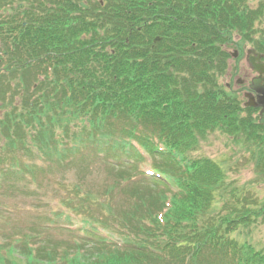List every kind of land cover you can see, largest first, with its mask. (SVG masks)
Returning <instances> with one entry per match:
<instances>
[{
  "label": "trees",
  "instance_id": "16d2710c",
  "mask_svg": "<svg viewBox=\"0 0 264 264\" xmlns=\"http://www.w3.org/2000/svg\"><path fill=\"white\" fill-rule=\"evenodd\" d=\"M0 40L1 175L92 150L121 179L142 177L123 198L77 185L63 202L77 243L18 237L2 264H264L246 240L264 195L194 153L219 130L251 144L264 175L257 109L221 82L231 47L264 54V0H0Z\"/></svg>",
  "mask_w": 264,
  "mask_h": 264
},
{
  "label": "rangeland",
  "instance_id": "374dc122",
  "mask_svg": "<svg viewBox=\"0 0 264 264\" xmlns=\"http://www.w3.org/2000/svg\"><path fill=\"white\" fill-rule=\"evenodd\" d=\"M246 46L251 48L250 44ZM237 49V57L230 61L229 72L222 77L221 82L224 85L228 82L237 84L238 79L244 75L243 66L249 70L247 49L234 46L230 48V52ZM239 95L242 101V92ZM4 112L5 108H0V115ZM72 123L73 130H76L80 122L72 120ZM55 132L61 136L64 134V128L57 126ZM194 153L215 160L224 168L228 179L235 181L239 186L264 195V175L257 169V155L251 144L237 141L236 137L216 130L199 137ZM103 160L89 150L84 153L83 158L72 154L65 160L56 159L46 168L36 169L34 176L26 172L0 174V245H2L0 254L7 256L9 242L27 235L33 240L32 243L35 240L38 242L43 240L50 243V247L58 245L60 249L67 243H77L82 237L79 230L80 218L63 204L69 198H75L77 185L82 186L83 190L101 195L106 188L114 186L112 188L114 194L123 198L126 196L124 192L127 188L140 184L142 180L140 175L136 174L132 179H121L124 176L114 171L116 169ZM150 166L149 161L141 163L140 169L150 170ZM4 168L5 165L0 168V173ZM60 211L74 217L72 225H68L66 220L53 217V213ZM63 226H70L74 230H68ZM34 231L39 234H35ZM18 240L14 243L21 246L22 242ZM246 240L264 250V222L254 226ZM2 263L0 261V264Z\"/></svg>",
  "mask_w": 264,
  "mask_h": 264
},
{
  "label": "flooded vegetation",
  "instance_id": "af4514ba",
  "mask_svg": "<svg viewBox=\"0 0 264 264\" xmlns=\"http://www.w3.org/2000/svg\"><path fill=\"white\" fill-rule=\"evenodd\" d=\"M246 48V45H244V49ZM250 49L247 48L248 58H255L257 54ZM1 60L3 59L0 58V65L2 64ZM262 61H264V56L262 57ZM243 69H245L244 75L238 79V83L233 85L232 83L228 82V87L233 91L239 90L237 91L238 93L242 92V95L245 97V103L249 100L250 102L257 101V93L251 88V85L254 78L258 76V72L255 71L250 64L249 70L246 68V66H243Z\"/></svg>",
  "mask_w": 264,
  "mask_h": 264
},
{
  "label": "water",
  "instance_id": "95a60500",
  "mask_svg": "<svg viewBox=\"0 0 264 264\" xmlns=\"http://www.w3.org/2000/svg\"><path fill=\"white\" fill-rule=\"evenodd\" d=\"M261 55L257 54L255 58L250 59L253 69L259 73V77L253 80L252 88L258 93L257 101L249 102L247 105L261 106L260 123L264 124V63L260 61ZM256 60L259 62L257 63Z\"/></svg>",
  "mask_w": 264,
  "mask_h": 264
}]
</instances>
